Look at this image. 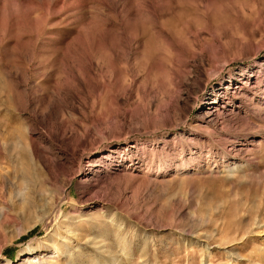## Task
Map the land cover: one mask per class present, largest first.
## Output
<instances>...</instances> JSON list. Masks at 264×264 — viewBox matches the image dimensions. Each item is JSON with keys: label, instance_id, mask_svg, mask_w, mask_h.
<instances>
[{"label": "rangeland", "instance_id": "374dc122", "mask_svg": "<svg viewBox=\"0 0 264 264\" xmlns=\"http://www.w3.org/2000/svg\"><path fill=\"white\" fill-rule=\"evenodd\" d=\"M0 264H264V0H0Z\"/></svg>", "mask_w": 264, "mask_h": 264}, {"label": "bare ground", "instance_id": "6f19581e", "mask_svg": "<svg viewBox=\"0 0 264 264\" xmlns=\"http://www.w3.org/2000/svg\"><path fill=\"white\" fill-rule=\"evenodd\" d=\"M27 258H28V257H27ZM27 258H25V259L23 260V262H28L29 260H28ZM30 260H32V258H31Z\"/></svg>", "mask_w": 264, "mask_h": 264}]
</instances>
